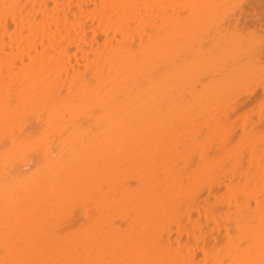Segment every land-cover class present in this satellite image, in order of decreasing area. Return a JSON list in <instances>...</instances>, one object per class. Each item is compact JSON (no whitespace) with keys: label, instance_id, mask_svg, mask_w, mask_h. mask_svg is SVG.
I'll return each mask as SVG.
<instances>
[{"label":"bare ground","instance_id":"obj_1","mask_svg":"<svg viewBox=\"0 0 264 264\" xmlns=\"http://www.w3.org/2000/svg\"><path fill=\"white\" fill-rule=\"evenodd\" d=\"M0 264H264V0H0Z\"/></svg>","mask_w":264,"mask_h":264}]
</instances>
